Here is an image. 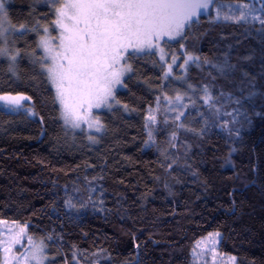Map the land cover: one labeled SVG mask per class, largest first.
Returning a JSON list of instances; mask_svg holds the SVG:
<instances>
[{
	"label": "trees",
	"instance_id": "1",
	"mask_svg": "<svg viewBox=\"0 0 264 264\" xmlns=\"http://www.w3.org/2000/svg\"><path fill=\"white\" fill-rule=\"evenodd\" d=\"M61 1L9 0L23 30L14 49L0 37V94L29 96L35 116L0 106V220L49 241V264H197L210 234L234 264H264V23L230 10L250 0H216L165 41L198 93L185 111L149 121L181 77L134 54L99 135L64 124L39 46Z\"/></svg>",
	"mask_w": 264,
	"mask_h": 264
},
{
	"label": "snow or ice",
	"instance_id": "2",
	"mask_svg": "<svg viewBox=\"0 0 264 264\" xmlns=\"http://www.w3.org/2000/svg\"><path fill=\"white\" fill-rule=\"evenodd\" d=\"M206 8L208 0H66L57 7L53 23L61 29L59 51L46 70L56 87L65 122L79 127L81 121L88 122L86 116L92 108L107 102L112 85L120 82L121 73L115 66L125 53L131 55L129 48L141 51L144 45L153 47V40L180 35L185 24ZM6 18L5 3L0 0V36ZM54 39L41 37L39 46L45 53L53 52ZM5 51L0 49V55ZM11 60L15 61L16 56ZM5 99L18 103L17 98L0 96V100ZM77 109H83L84 115ZM41 253L40 247L33 249L36 264H43Z\"/></svg>",
	"mask_w": 264,
	"mask_h": 264
},
{
	"label": "rangeland",
	"instance_id": "3",
	"mask_svg": "<svg viewBox=\"0 0 264 264\" xmlns=\"http://www.w3.org/2000/svg\"><path fill=\"white\" fill-rule=\"evenodd\" d=\"M215 1L216 0H208V8L200 9L197 15L192 17V19L185 24V26L181 30L180 35H176L172 39H170L168 36H164L159 40H153L154 46L151 48H149L147 45H144L143 50L141 51H136V50L129 51L131 55L144 54L147 52L156 53L157 57L159 58L161 64L165 69V73H164L165 78L172 79L173 76H175V71H177L179 73L178 75L181 77L178 79H174L175 84L177 83L179 86L173 85V87H170L166 91L160 90L161 95L165 94L170 97L165 99L163 102H159L157 104L155 109L152 111L151 117L155 118V116L160 111L161 106H164L169 113L182 112V110L185 111V109H187V104L185 102V99L187 100L192 98L191 95L192 96L198 95L197 90L191 87L188 83L187 86L185 84L183 85L182 90L179 88L181 87V84L184 83L183 81V79L185 78L184 66L186 65V62L181 63L182 62L181 59H179L177 55L169 53L166 50L164 44L165 41L175 42L179 40L183 36L186 27L192 21L198 19L200 15L210 13ZM64 2H66V0H62L57 5H53L56 18H57L56 8L60 7V5ZM4 3H5V11L7 13V18L3 23V35L0 37L2 38L5 44L4 47L6 46L10 49L13 46L15 47L14 37L18 32H21L23 28L14 26L12 24L8 15L9 0H4ZM230 10L232 13H235L236 19L238 20L249 21L254 23L256 22L264 23V15H263L264 0H250L249 3L246 2L236 3L230 7ZM242 15L244 17L243 19L240 18ZM216 18L226 19L223 17V15L219 14V12H217ZM65 23H70V21L66 20ZM45 28L48 29L47 32H45ZM52 29H56V33H53ZM42 30H43V35L41 37H46V38L56 37V39L51 41V44L53 46L52 53H45L43 48H41L45 54V57H47L50 66H52V57L55 55L56 51H59V48L57 46L59 44V36L61 29L53 23V27L44 26ZM41 37H40V41H41ZM161 49H163V52H161ZM17 53L18 52L16 51L14 55L17 56ZM131 55L125 53L123 55V58L120 59L117 65L115 66V70L121 73L119 76L120 82L114 83L112 85V95L108 98L107 102L104 105H102L100 108L94 107L91 109L90 114L86 116V120L88 122L81 121L79 127H73L70 122L66 123L63 115L62 106L57 100L61 110L62 120L67 127L75 130H84L88 134L99 135L103 133L104 124L102 121V112L112 109V107L117 104L116 93L119 90L125 88L124 81L130 70L131 64L129 58ZM161 56H163V59H161ZM188 61L193 62L195 61V58L192 57V59H188ZM59 62L60 61L57 60V63ZM53 86L56 93V87L54 84ZM183 92H187L191 95H188L187 97H183ZM199 95L204 97L206 93L202 91V93H199ZM0 96L12 97L18 99V103L11 99L0 100V106L5 108L6 110L13 111L16 109H26L32 116H35L33 104L29 96L23 94H0ZM77 111H79L81 115H84L83 109H77ZM151 120L154 119H150L149 121ZM89 122L92 124L91 127H89ZM97 127H100L99 131L96 130ZM219 235L221 237V234L210 235L204 238L203 240H200L197 243L195 250L193 251L194 259L197 264H234L235 257H233L234 258L233 259L232 257L222 255L219 252L218 249V245L220 241ZM37 246L42 249V253L40 255L43 258V264H49V260H50V255L48 253L49 241H46L43 238H37L30 235L26 224L12 223V222L0 220V264H36V261L32 259V252L33 249Z\"/></svg>",
	"mask_w": 264,
	"mask_h": 264
},
{
	"label": "crops",
	"instance_id": "4",
	"mask_svg": "<svg viewBox=\"0 0 264 264\" xmlns=\"http://www.w3.org/2000/svg\"><path fill=\"white\" fill-rule=\"evenodd\" d=\"M128 51H134V49H131V48H130Z\"/></svg>",
	"mask_w": 264,
	"mask_h": 264
}]
</instances>
